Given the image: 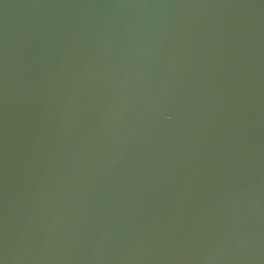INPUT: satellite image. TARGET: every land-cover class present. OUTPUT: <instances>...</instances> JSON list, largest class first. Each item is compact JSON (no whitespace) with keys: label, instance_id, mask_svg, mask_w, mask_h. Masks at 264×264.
<instances>
[{"label":"water","instance_id":"95a60500","mask_svg":"<svg viewBox=\"0 0 264 264\" xmlns=\"http://www.w3.org/2000/svg\"><path fill=\"white\" fill-rule=\"evenodd\" d=\"M0 264H264V0H0Z\"/></svg>","mask_w":264,"mask_h":264}]
</instances>
